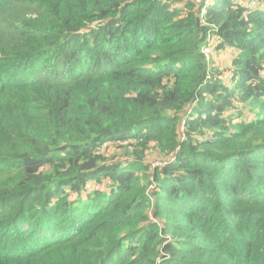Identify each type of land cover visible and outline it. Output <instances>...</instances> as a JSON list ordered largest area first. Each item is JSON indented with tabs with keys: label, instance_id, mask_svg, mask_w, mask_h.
Here are the masks:
<instances>
[{
	"label": "trees",
	"instance_id": "obj_1",
	"mask_svg": "<svg viewBox=\"0 0 264 264\" xmlns=\"http://www.w3.org/2000/svg\"><path fill=\"white\" fill-rule=\"evenodd\" d=\"M193 1L0 0V264H264V6Z\"/></svg>",
	"mask_w": 264,
	"mask_h": 264
},
{
	"label": "built area",
	"instance_id": "obj_2",
	"mask_svg": "<svg viewBox=\"0 0 264 264\" xmlns=\"http://www.w3.org/2000/svg\"><path fill=\"white\" fill-rule=\"evenodd\" d=\"M195 7L197 10H201V16L203 17L206 11V8L211 4L212 0H194ZM232 3L234 7L236 8H242L244 10L245 14H248L250 11H253L260 7L261 0H232ZM218 29L215 25L212 26V28L208 31L206 39L204 41V44L202 46L201 52L205 58V61L207 63L208 72L206 75V78L204 80V83L208 81L211 78L212 75V58L214 50L216 49V45L219 42V36H218ZM231 75H224V80L228 82L230 80ZM190 112V110H188ZM185 118L182 119L180 123V134L181 139L183 140L185 138ZM108 148V143H104L101 147V151H104ZM163 163V162H162ZM161 162L154 163L153 165H159L162 164ZM104 182L102 183H90L87 185V189L89 191H93L96 189H100L104 186ZM155 185H152L151 188H154Z\"/></svg>",
	"mask_w": 264,
	"mask_h": 264
},
{
	"label": "crops",
	"instance_id": "obj_3",
	"mask_svg": "<svg viewBox=\"0 0 264 264\" xmlns=\"http://www.w3.org/2000/svg\"><path fill=\"white\" fill-rule=\"evenodd\" d=\"M235 55H234V52H232V51H230V50H228V51H226V52H223V55H218L217 57H218V59H216L217 60V62L218 63H223V62H229L230 61V58H232V57H234ZM220 57H222V59L220 58ZM264 74V73H263Z\"/></svg>",
	"mask_w": 264,
	"mask_h": 264
},
{
	"label": "rangeland",
	"instance_id": "obj_4",
	"mask_svg": "<svg viewBox=\"0 0 264 264\" xmlns=\"http://www.w3.org/2000/svg\"><path fill=\"white\" fill-rule=\"evenodd\" d=\"M264 6V1H262L261 2V4H260V7H263ZM114 148V147H113ZM116 148H118V147H116ZM119 149H121V148H119ZM123 150V149H122ZM113 151H116V150H114V149H111V153H113ZM154 161H156V160H154ZM152 162V161H151ZM155 163H158V162H155Z\"/></svg>",
	"mask_w": 264,
	"mask_h": 264
}]
</instances>
